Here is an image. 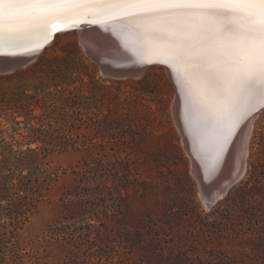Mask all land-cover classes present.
<instances>
[{"label":"rangeland","instance_id":"rangeland-1","mask_svg":"<svg viewBox=\"0 0 264 264\" xmlns=\"http://www.w3.org/2000/svg\"><path fill=\"white\" fill-rule=\"evenodd\" d=\"M85 40L0 71V264H264V113L206 206L168 71L105 75Z\"/></svg>","mask_w":264,"mask_h":264},{"label":"snow or ice","instance_id":"snow-or-ice-1","mask_svg":"<svg viewBox=\"0 0 264 264\" xmlns=\"http://www.w3.org/2000/svg\"><path fill=\"white\" fill-rule=\"evenodd\" d=\"M116 19L140 64H164L186 103V128L227 137L264 107V0H0V55L35 47L65 26Z\"/></svg>","mask_w":264,"mask_h":264},{"label":"bare ground","instance_id":"bare-ground-1","mask_svg":"<svg viewBox=\"0 0 264 264\" xmlns=\"http://www.w3.org/2000/svg\"><path fill=\"white\" fill-rule=\"evenodd\" d=\"M75 33L85 36L91 58L100 64L106 73L105 75L129 79L127 76H121L122 73L143 66L133 54V48L135 47L133 30L119 20L105 19L95 23H87L82 30H69L66 33L58 32L55 35L54 42L49 44L48 47L52 46L59 37ZM35 47H29L14 54L5 53L0 55V71L6 72L30 63L35 56L34 52L30 50ZM48 47L44 49V52L48 50ZM155 65L163 66L176 86L175 75L171 73V70L164 65ZM144 68L146 70L148 67H143V70ZM132 73L138 74V77L143 74L141 72L136 73V71H132ZM174 101V105H172L174 119L182 138L184 150L190 160L192 175H194L200 186L203 194L202 200H204L206 206L210 207L212 203L228 193L230 186L242 178L245 171V162H247L250 135L255 120L264 113V111L259 112L264 107L259 104L256 105L255 110L246 119L242 120L232 134L227 137V142L223 143V151L221 152L219 147L214 145L210 136L198 139L188 133L185 124L186 103L183 93L177 86Z\"/></svg>","mask_w":264,"mask_h":264},{"label":"water","instance_id":"water-1","mask_svg":"<svg viewBox=\"0 0 264 264\" xmlns=\"http://www.w3.org/2000/svg\"><path fill=\"white\" fill-rule=\"evenodd\" d=\"M85 25H87V23H85V22H80L78 25H76V26H72V25H68V26H65L64 28H63V30H60V31H56L50 38H49V40H47L46 42H43V43H41L40 45H38V46H36L35 48H33V49H31L30 51H32V52H34V59L36 58V57H38L43 51H44V49L46 48V47H48L49 46V44H51L53 41H54V38H55V35L58 33V32H67V31H69V30H73V31H75V30H82L83 29V27H85ZM29 52V51H28ZM155 64H159V63H147L146 65H144L143 64V66H141V68L139 67V68H137V69H135V70H127V71H125L124 73H122V75L121 76H123V77H129V78H134V77H138V74L137 75H135V73H132V71H136V73L137 72H141V73H143V71L145 70V68H144V70H143V67H145V66H147V67H150L151 65H155ZM160 65H164V64H160ZM165 66V65H164ZM264 111V109H261L259 112H263ZM203 191H204V189H203ZM214 203H212V205H213Z\"/></svg>","mask_w":264,"mask_h":264},{"label":"trees","instance_id":"trees-1","mask_svg":"<svg viewBox=\"0 0 264 264\" xmlns=\"http://www.w3.org/2000/svg\"><path fill=\"white\" fill-rule=\"evenodd\" d=\"M43 53H44V51H43ZM40 159H41V154L39 152H37V150H34V163L39 162ZM49 175H50V177L47 180L52 181V182L59 181L60 178H61L59 172L56 169L55 170H53V169L50 170V174Z\"/></svg>","mask_w":264,"mask_h":264}]
</instances>
